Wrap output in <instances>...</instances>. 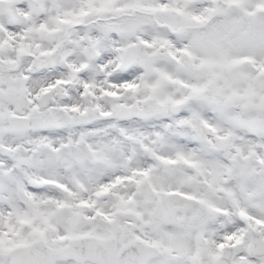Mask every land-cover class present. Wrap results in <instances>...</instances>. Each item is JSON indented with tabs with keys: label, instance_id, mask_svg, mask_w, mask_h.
<instances>
[{
	"label": "snow or ice",
	"instance_id": "obj_1",
	"mask_svg": "<svg viewBox=\"0 0 264 264\" xmlns=\"http://www.w3.org/2000/svg\"><path fill=\"white\" fill-rule=\"evenodd\" d=\"M0 264H264V0H0Z\"/></svg>",
	"mask_w": 264,
	"mask_h": 264
}]
</instances>
